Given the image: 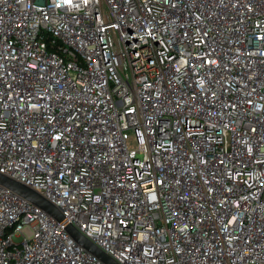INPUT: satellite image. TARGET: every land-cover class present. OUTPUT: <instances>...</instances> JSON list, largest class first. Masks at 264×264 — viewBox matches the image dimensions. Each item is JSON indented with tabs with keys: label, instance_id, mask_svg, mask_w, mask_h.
Masks as SVG:
<instances>
[{
	"label": "built area",
	"instance_id": "1",
	"mask_svg": "<svg viewBox=\"0 0 264 264\" xmlns=\"http://www.w3.org/2000/svg\"><path fill=\"white\" fill-rule=\"evenodd\" d=\"M0 264H264V0H0Z\"/></svg>",
	"mask_w": 264,
	"mask_h": 264
},
{
	"label": "water",
	"instance_id": "2",
	"mask_svg": "<svg viewBox=\"0 0 264 264\" xmlns=\"http://www.w3.org/2000/svg\"><path fill=\"white\" fill-rule=\"evenodd\" d=\"M0 184L5 185L16 191L17 193L23 195L34 204L38 205L49 214L56 217L58 220L63 219V214L61 213V211L53 203L48 201L45 197H43L31 187L18 182L2 173H0ZM67 230L80 245L84 246L87 250H89L106 264H119L112 257L106 254L101 248H99L83 234H81L73 225H68Z\"/></svg>",
	"mask_w": 264,
	"mask_h": 264
}]
</instances>
